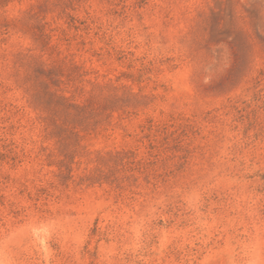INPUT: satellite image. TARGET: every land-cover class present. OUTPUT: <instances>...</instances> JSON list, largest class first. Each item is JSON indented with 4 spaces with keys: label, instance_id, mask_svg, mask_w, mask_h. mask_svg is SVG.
Here are the masks:
<instances>
[{
    "label": "rangeland",
    "instance_id": "obj_1",
    "mask_svg": "<svg viewBox=\"0 0 264 264\" xmlns=\"http://www.w3.org/2000/svg\"><path fill=\"white\" fill-rule=\"evenodd\" d=\"M0 264H264V0H0Z\"/></svg>",
    "mask_w": 264,
    "mask_h": 264
}]
</instances>
